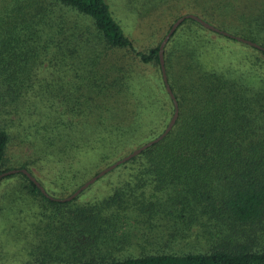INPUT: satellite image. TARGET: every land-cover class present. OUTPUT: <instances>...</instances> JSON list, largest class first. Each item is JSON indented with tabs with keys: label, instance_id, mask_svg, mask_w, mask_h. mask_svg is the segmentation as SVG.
I'll return each instance as SVG.
<instances>
[{
	"label": "trees",
	"instance_id": "trees-1",
	"mask_svg": "<svg viewBox=\"0 0 264 264\" xmlns=\"http://www.w3.org/2000/svg\"><path fill=\"white\" fill-rule=\"evenodd\" d=\"M201 10L207 22L262 48L184 19L164 48L167 80L179 107L175 124L160 141L114 168L130 165L133 189L72 211L71 225L83 224L76 254L37 264H264V0H219ZM172 23L156 45L140 50L106 0H0V174L25 168L33 175L29 165L37 160L64 162L74 175L83 172V183L158 136L174 111L158 54ZM209 33L240 43L248 54L231 66L209 65L215 39ZM112 49H120V58ZM122 51L138 62L136 72L125 69ZM150 67L159 72L156 79ZM15 126L34 160L12 166L6 151ZM13 176L44 206L78 196L51 199L21 171L0 183ZM132 217L150 226L170 223L177 239L189 227H204L214 242L183 253L119 258L94 252L99 244L114 247L110 239L95 238L110 231L104 223L116 227Z\"/></svg>",
	"mask_w": 264,
	"mask_h": 264
},
{
	"label": "rangeland",
	"instance_id": "rangeland-1",
	"mask_svg": "<svg viewBox=\"0 0 264 264\" xmlns=\"http://www.w3.org/2000/svg\"><path fill=\"white\" fill-rule=\"evenodd\" d=\"M217 1L219 0H106L117 21L132 38L136 48L140 50L156 45L177 14H196L202 18L204 14L201 8L204 5H214ZM210 36L215 39H213L214 43L211 45L207 62L213 67L231 66L233 60L236 61L237 58L241 59L248 54L247 49L238 42L214 35V33H209L208 38ZM110 52H114L120 58V49H112ZM221 52L225 55L223 56ZM122 53L127 60L129 53L123 51ZM220 55L223 56L222 60ZM123 66L125 69H135L134 72H136L138 62L131 58ZM148 73L153 79L159 76V72L153 67H150ZM19 130L17 126L11 129V141L6 151L7 164L12 166L26 159L34 160V157L30 156L31 150H27L20 143ZM85 159H88V154ZM29 166L33 176L43 186L45 192L47 191L46 194L53 198L69 196L85 178L81 171L74 175L69 171L71 168L64 162L37 160ZM129 166L106 173L80 192L70 203L60 206L41 204V200L33 198L26 192L23 188L24 181L17 176L3 179L0 183V264H37L41 260L50 261V258L60 260L73 257L76 254L75 239L83 238L81 233L83 224L71 225L75 216L72 211L77 208L91 209L101 205L116 190L124 192L133 189L134 181L129 174L131 172ZM116 209L114 207V210ZM126 209L124 213L128 214ZM46 217H54V219L45 221ZM163 222L162 224L155 222L159 226L155 227L156 225L150 226L146 222L143 223L141 218L132 217L115 227L114 223L108 221L102 228L105 230L111 226L109 232L103 231L91 236L96 234L95 238L105 240L104 242L110 239L114 247H109L107 250L104 244L101 247L99 244V248L92 249L100 254H114L122 258L125 255L137 256L143 252L183 253L195 248L200 249L203 245L214 242L212 239L207 240L210 236L214 237L213 232L208 233L204 227L197 225L189 227L181 239L171 237L170 223ZM84 235L88 237L87 233ZM63 237L67 240L64 241ZM232 239L235 241L234 237ZM246 239V236L240 238L243 243ZM156 243L158 248L153 246ZM262 244L264 245V239ZM89 253L90 250H88Z\"/></svg>",
	"mask_w": 264,
	"mask_h": 264
},
{
	"label": "water",
	"instance_id": "water-1",
	"mask_svg": "<svg viewBox=\"0 0 264 264\" xmlns=\"http://www.w3.org/2000/svg\"><path fill=\"white\" fill-rule=\"evenodd\" d=\"M187 18H191L194 19L195 21H197L198 23H200L203 27L212 30L214 32L217 33H221L225 36H229L232 38H235L236 40L246 43L248 45L257 47V48H262L259 44H257L256 42H252L251 40L245 39L241 36H235L232 35L224 30L219 29L218 27L214 26L213 24L207 22L206 20H204L203 18L199 17L196 14H184L180 17H178L171 25V27L169 28L168 32L165 34V36L163 37V39L160 42L159 45V63H160V69H161V73H162V80L163 83L165 85L166 91L169 95V97L171 98L172 102H173V106H174V111L173 114L171 116V118L169 119L166 127L164 128V130L155 138L148 140L147 142L141 144L140 146L132 149L130 152H128L126 155L122 156L121 158L117 159L115 162L107 165L106 167L102 168L101 170H99L96 174H94L93 176L89 177L85 182H83L76 190H74L69 196L65 197V198H53L51 196H48L43 188L42 185H40V183L36 180V178L30 173L28 172L25 168L22 169H11L8 171L3 172L2 174H0V179L3 176L6 175H10L13 173H17L18 171H21L22 173H24L28 178H30V180H32L39 188L40 190L46 194L49 198L51 199H55L56 201H69L73 198H75L80 192H82L84 189H86L90 184H92L93 182H95L98 178L104 176L106 173L110 172L111 170H113L114 168H116L117 166H119L120 164L130 160L131 158L135 157L136 155H138L141 151H143L144 149L148 148L149 146H151L152 144L160 141L163 137H165L167 135V133L172 129L173 125L175 124L178 115H179V107H178V102L177 99L175 97V95L173 94L170 85L168 83L167 80V74H166V68H165V61H164V48L166 43L168 42L170 36L173 34V32L175 31V29L179 26V24Z\"/></svg>",
	"mask_w": 264,
	"mask_h": 264
}]
</instances>
